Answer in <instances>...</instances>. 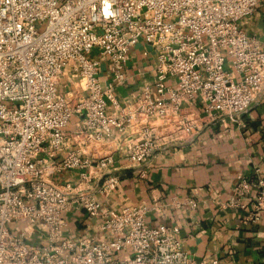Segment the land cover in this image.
Returning a JSON list of instances; mask_svg holds the SVG:
<instances>
[{"label": "built area", "instance_id": "1", "mask_svg": "<svg viewBox=\"0 0 264 264\" xmlns=\"http://www.w3.org/2000/svg\"><path fill=\"white\" fill-rule=\"evenodd\" d=\"M258 4L0 0V264H224L193 259L178 227L149 225L144 204L107 207L102 197L121 182L105 172L113 164L108 154L93 158L78 149L59 155L75 116L88 145L141 128L127 147L137 166L157 153L153 122L172 121L179 134L198 128L182 115L196 99L204 124L240 122L264 91V45L241 27ZM141 42L157 55L155 85L143 88L134 107L122 105L116 91L130 79L126 66ZM67 69L78 93L60 92ZM73 170L77 185L54 181ZM251 194L249 219L257 220L264 212L261 176H241L225 207H242ZM75 209L96 220L105 237L66 236L65 215Z\"/></svg>", "mask_w": 264, "mask_h": 264}, {"label": "crops", "instance_id": "2", "mask_svg": "<svg viewBox=\"0 0 264 264\" xmlns=\"http://www.w3.org/2000/svg\"><path fill=\"white\" fill-rule=\"evenodd\" d=\"M241 27L264 45V0H259L251 17L241 21ZM156 60V52L144 42L132 50L125 70L130 79L116 91L122 105L134 107L145 86L154 88ZM103 70L101 78L106 80L107 64ZM70 71L67 69L61 78V93L80 91L79 82ZM182 115L193 120L198 128L179 134L172 121L153 122L158 150L141 166L127 156V147L141 136V128L131 126L124 135L109 138L101 145H88L78 135V116L72 118L67 128L68 143L59 158L78 149L93 158L111 156L113 164L105 172L119 176L121 182L110 196L102 197L105 205L116 209L146 205L149 225L178 227V238L193 259L264 264V212L257 220L249 219L254 195L244 198L242 207H225L241 176L264 178V91L240 122L225 119L204 124L205 114L198 99L185 105ZM53 178L61 185H77L80 181L77 170ZM99 182L100 177L95 178L92 185ZM65 218L66 236L105 237L98 222L83 210L68 212Z\"/></svg>", "mask_w": 264, "mask_h": 264}]
</instances>
